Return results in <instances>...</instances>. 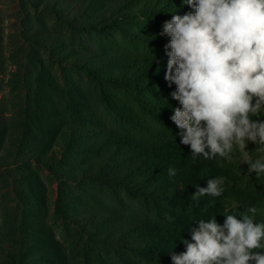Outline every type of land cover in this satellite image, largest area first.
I'll list each match as a JSON object with an SVG mask.
<instances>
[{"label": "trees", "instance_id": "1", "mask_svg": "<svg viewBox=\"0 0 264 264\" xmlns=\"http://www.w3.org/2000/svg\"><path fill=\"white\" fill-rule=\"evenodd\" d=\"M77 1L82 0H65L64 9H60L57 4L49 7L46 0L43 9L73 34L113 41L112 51L119 53L106 57L86 47L85 53L71 57L75 52L61 51L64 44L56 37H37L34 43L45 51L58 50L60 54L51 55L48 61L64 74L68 69L100 88L101 105L121 130L105 129L91 119L90 111L82 115L86 127L66 123L65 114L48 94V89L57 93L59 86L51 76L42 82L39 75H43L45 59L38 56L34 65L40 70L33 82L37 95L31 89L34 96L24 117L30 130L45 133L47 138L37 142L42 136L29 131L15 141L13 151L19 155L8 158H14L10 167L28 171L31 164L52 170L57 163L64 181L111 192L114 207L99 218L95 214L72 218L61 196L55 202L56 214H66L69 225L84 238L83 264H173L171 255L186 250L183 241H191L190 229L198 226L199 219L216 216L222 226L226 214L242 219L243 214L252 216L247 209L255 207L254 220L264 222V179L257 181L256 174L248 172L249 165L240 164L238 151L234 161L193 159L170 119L180 104L171 96L175 84L169 87L164 78L168 59L165 45L170 37L160 33L173 15L194 9L183 0ZM42 84L48 89L41 88ZM43 120H48L45 128L38 125ZM5 126L0 125V134ZM254 147L247 144L249 151ZM82 157L90 162L73 168ZM4 164L0 162V168ZM169 168L176 170L174 177H169ZM214 177L224 178L223 194L194 200L198 188L206 187ZM31 226L30 216L23 214L18 233H31ZM48 251L50 257L46 250L34 258L27 257L30 252L16 257L6 254L9 264H59V253Z\"/></svg>", "mask_w": 264, "mask_h": 264}, {"label": "clouds", "instance_id": "2", "mask_svg": "<svg viewBox=\"0 0 264 264\" xmlns=\"http://www.w3.org/2000/svg\"><path fill=\"white\" fill-rule=\"evenodd\" d=\"M183 3L194 12L173 15L160 33L170 37L164 78L176 86L171 96L180 106L170 119L180 143L193 159L234 161L238 151L240 164L264 179V0ZM224 185L223 177L209 179L192 198L219 197ZM247 212L226 214L222 226L216 216L199 219L173 264H264V222L254 220L255 207Z\"/></svg>", "mask_w": 264, "mask_h": 264}, {"label": "rangeland", "instance_id": "3", "mask_svg": "<svg viewBox=\"0 0 264 264\" xmlns=\"http://www.w3.org/2000/svg\"><path fill=\"white\" fill-rule=\"evenodd\" d=\"M45 1L0 0V125H6L5 132L0 134V162L5 163L0 168V264L10 263L6 252L15 257L30 252L32 254L27 257L34 258L45 250L49 257L48 250L58 252L59 264H83L81 247L84 238L69 225L66 214L63 217L56 214V200L61 196L66 212L72 218L92 214L97 218L104 217V211L114 207L109 190L90 184L78 187L64 181L57 163L52 170L35 164H31L30 171L25 167H10L14 158L9 159L8 155H19V151H13L17 145L15 141L30 133L42 136L37 142H41L43 137L47 138L45 133L30 130L24 117L29 102L33 100L31 89L37 95L33 82L40 70L34 65L38 56L45 59V67L41 70L43 75H39L42 82L48 81L51 76L59 89L53 93L43 84L40 87L48 89L52 103L65 114L63 118L66 123L80 129L86 127L82 115L90 111L93 114L91 119L104 125L105 129L121 130L120 125L102 107L100 88L68 69L64 74L48 61L51 55L60 54L58 50L45 51L34 43L37 37H56L64 44L61 51L75 52L71 57L85 53L86 47L91 48V53L112 57L114 53H119L118 50L112 51L113 41L73 34L52 13L43 9ZM47 1L49 7L57 4L56 7L60 9H64L66 3L65 0ZM78 2L85 3L83 0ZM34 4H39V7ZM75 93L79 95L78 98ZM47 123L48 120H43L38 125L45 128ZM88 162V157H82L74 163L73 168ZM23 175L32 180L25 181ZM23 214L30 216L32 231L20 235L18 228Z\"/></svg>", "mask_w": 264, "mask_h": 264}]
</instances>
